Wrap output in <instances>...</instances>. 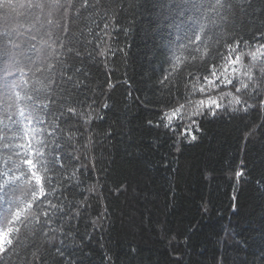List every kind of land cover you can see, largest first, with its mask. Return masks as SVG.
Here are the masks:
<instances>
[{
    "label": "trees",
    "instance_id": "trees-1",
    "mask_svg": "<svg viewBox=\"0 0 264 264\" xmlns=\"http://www.w3.org/2000/svg\"><path fill=\"white\" fill-rule=\"evenodd\" d=\"M153 5L118 0L113 17L103 20L101 13L89 24V40L104 36L109 24L100 44L110 46L106 59L83 61L88 78L80 97L94 102V118L85 126L69 120L80 131L71 142L58 140L82 168L81 183L64 195L74 206L86 201L89 207L71 221L68 235L39 234L36 244L45 264L59 259L57 248L64 264H219L221 257L224 264H264V111L209 119L192 143L149 127L154 113L147 108L158 106L145 102L160 94L163 72L156 69L164 54L158 49L171 31H155L159 9ZM186 83L179 81L173 93L183 94ZM241 170L244 176L237 177Z\"/></svg>",
    "mask_w": 264,
    "mask_h": 264
},
{
    "label": "snow or ice",
    "instance_id": "snow-or-ice-1",
    "mask_svg": "<svg viewBox=\"0 0 264 264\" xmlns=\"http://www.w3.org/2000/svg\"><path fill=\"white\" fill-rule=\"evenodd\" d=\"M117 2L0 0V264H13V258L16 264H45L37 235H68L65 229L89 207L86 201L74 206L64 195L81 183L82 168L73 166L79 157L64 155L58 140L71 142L80 131L69 120L85 126L94 118V102L80 97L88 78L83 61L106 59L110 46L100 44L109 24L101 29L104 36L92 40L89 24L101 13L103 20L113 17ZM153 6L159 9L155 31H171L158 49L164 54L156 69L163 72L160 94L145 102L158 106L147 108L154 113L149 127L192 143L209 119L264 111V0H154ZM185 80L184 93L174 94ZM107 215L105 209L98 221ZM56 251L54 264H64L63 250Z\"/></svg>",
    "mask_w": 264,
    "mask_h": 264
}]
</instances>
